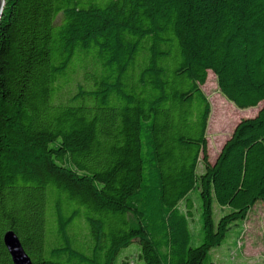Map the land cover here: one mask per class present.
Instances as JSON below:
<instances>
[{"label":"trees","instance_id":"trees-1","mask_svg":"<svg viewBox=\"0 0 264 264\" xmlns=\"http://www.w3.org/2000/svg\"><path fill=\"white\" fill-rule=\"evenodd\" d=\"M208 72L235 108L262 104L214 163ZM259 202L264 0L4 1L0 264L9 230L32 264H129L131 245L139 264H203Z\"/></svg>","mask_w":264,"mask_h":264},{"label":"rangeland","instance_id":"rangeland-1","mask_svg":"<svg viewBox=\"0 0 264 264\" xmlns=\"http://www.w3.org/2000/svg\"><path fill=\"white\" fill-rule=\"evenodd\" d=\"M209 77V79H208ZM208 79V81H207ZM202 92L210 105V116L206 130L207 155L210 163H214L222 146L231 136L236 125L245 119L254 118L262 104L251 109H237L220 93L213 73L208 72ZM198 172H203L202 165ZM195 208L199 206L198 195L193 192ZM224 210L213 205V221L218 222ZM191 233L197 237L200 230V217L194 213L190 224ZM135 245L121 251V259L129 264H139ZM264 264V204L257 203L248 212L243 223L231 227L223 244L212 249L203 264ZM120 264V263H119Z\"/></svg>","mask_w":264,"mask_h":264},{"label":"water","instance_id":"water-1","mask_svg":"<svg viewBox=\"0 0 264 264\" xmlns=\"http://www.w3.org/2000/svg\"><path fill=\"white\" fill-rule=\"evenodd\" d=\"M4 1L0 0V18L2 16ZM3 244L10 256L12 264H32L28 254L23 249L16 234L9 230L3 236Z\"/></svg>","mask_w":264,"mask_h":264}]
</instances>
